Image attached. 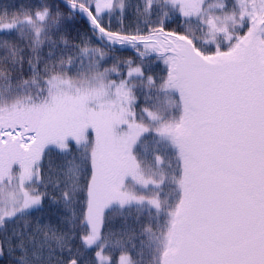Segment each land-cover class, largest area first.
<instances>
[{
    "label": "snow or ice",
    "instance_id": "snow-or-ice-1",
    "mask_svg": "<svg viewBox=\"0 0 264 264\" xmlns=\"http://www.w3.org/2000/svg\"><path fill=\"white\" fill-rule=\"evenodd\" d=\"M0 264H264V0L0 10Z\"/></svg>",
    "mask_w": 264,
    "mask_h": 264
},
{
    "label": "trees",
    "instance_id": "trees-1",
    "mask_svg": "<svg viewBox=\"0 0 264 264\" xmlns=\"http://www.w3.org/2000/svg\"><path fill=\"white\" fill-rule=\"evenodd\" d=\"M28 0H0V10L4 7L11 6V5H22L27 3ZM34 2V0H33ZM9 11H12V8L9 7ZM85 27L82 23H76L71 26L72 34L75 35L78 30H81Z\"/></svg>",
    "mask_w": 264,
    "mask_h": 264
}]
</instances>
